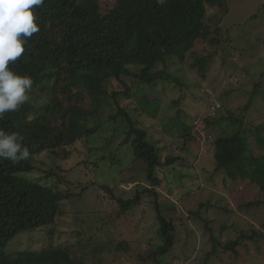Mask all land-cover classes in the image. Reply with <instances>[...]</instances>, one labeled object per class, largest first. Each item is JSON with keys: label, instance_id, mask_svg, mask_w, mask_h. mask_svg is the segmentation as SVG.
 Returning a JSON list of instances; mask_svg holds the SVG:
<instances>
[{"label": "trees", "instance_id": "obj_1", "mask_svg": "<svg viewBox=\"0 0 264 264\" xmlns=\"http://www.w3.org/2000/svg\"><path fill=\"white\" fill-rule=\"evenodd\" d=\"M221 1L113 0V7L102 13L99 0H44L43 5L36 9L40 31L28 39L24 54L9 65L13 72L32 78L33 84L27 93L29 100L19 110L5 113L0 120V129L19 134L30 151L29 159L16 164L0 160V264H86L93 260L102 264L100 253L91 252L93 247L84 240L82 244L50 243L39 249L8 250V243L29 229L50 225L47 233L49 238H53L56 219L63 214L60 204L64 199L81 196L95 185L115 198L109 179L80 183V190L73 192L58 186L51 189L25 174L35 169L40 153L47 151L65 159L69 156L67 146L94 135L106 120L116 121L118 118L117 122L124 121L129 128L125 131L123 143H129L134 159L144 161L145 176L153 187L160 183L156 173L158 166L175 165L176 162L178 166L186 164L185 159L176 154L166 155L163 161L160 159V147L146 139L145 128L134 116L140 109L130 99L142 93L146 84L157 80L175 79L180 83V79L167 71L168 63L172 59L184 63L196 40L205 41L210 37L213 44L219 40L211 37V29L213 32L219 29L223 13L217 18L214 16L217 21L214 27L205 18L207 7ZM224 42L227 43V38ZM215 54H208L200 60L199 70ZM110 77L121 85L122 90H108ZM258 84H255L244 109L258 92L261 82ZM84 91L88 100L79 97ZM221 96L224 97L223 94ZM221 106H215L213 111H216L212 115L197 114L204 121L203 130L209 137L206 136V140H211L213 145L212 173H225L230 181L227 188L230 183L246 179L262 190L261 197L238 204V209L264 205V152L259 155L249 152L251 141L248 138L253 137L254 129L263 132L264 129L253 126L242 111L229 108L227 103ZM191 124L193 120L192 123L181 122L182 131L176 136L193 139ZM163 130L172 135L176 131ZM116 161L120 164V160L115 158L111 164L115 165ZM45 175H55L59 183L71 184L59 172L49 170ZM142 192L151 194L148 202L155 210L157 231L162 242L156 244L146 257L139 254L136 257L141 262L149 260L151 264H163L160 258L170 253L175 244V223L162 212L153 188H145ZM117 201L121 213H124L140 202V193H135L130 199L119 195ZM210 206L209 202L199 203L196 211L188 210L189 218L198 224L203 222L204 230L209 231L211 246L207 250L205 264L214 261L219 251L236 253L237 247L247 245L245 241L264 237L262 231L253 228L251 232L236 228L235 238L222 241L213 234L214 220L200 214L204 208L207 212ZM220 208L225 214L229 211L227 206ZM177 219L182 222L187 216ZM232 226L235 224L231 223Z\"/></svg>", "mask_w": 264, "mask_h": 264}, {"label": "rangeland", "instance_id": "obj_2", "mask_svg": "<svg viewBox=\"0 0 264 264\" xmlns=\"http://www.w3.org/2000/svg\"><path fill=\"white\" fill-rule=\"evenodd\" d=\"M99 6L101 12L106 13L113 7V0H99ZM222 13L219 29L216 32L211 29V37L219 39L215 44L210 42L213 39L210 37L205 41L196 40L184 63L175 59L169 61L167 71L180 79V83L175 79L157 80L146 84L142 93L130 99L140 109L134 116L145 128L146 139L160 147V159L163 161L170 154L180 155L187 166L180 164L179 167L177 162L175 165L158 166L156 173L160 183L153 187L145 176L144 161L134 159L129 143H123L125 131L129 128L124 121L117 122L120 118L116 121L108 119L94 135L67 146L69 156L65 159L47 151L40 153L35 169L25 176L51 189L58 186L73 192L80 190V183L109 179L115 198L95 185L81 196L64 199L60 204L63 214L56 219L53 238H49L47 233L50 225L29 229L11 240L8 250H33L50 243L82 244L84 240L93 247L91 252L100 253L102 264H151L149 260L141 262L136 257L138 254L146 257L156 244L162 242L157 231L155 210L148 202L151 194L142 192L145 188L156 191L162 212L174 220L176 227L172 251L160 258L163 264H205L204 259L211 246L209 231L204 230L203 222L198 224L189 218L191 214L188 213L189 209L196 211L199 203L212 204L207 212L201 208L200 214L214 220L213 234L222 241L235 238L236 228L250 232L253 228L264 233L263 204L249 209L237 207L240 203L261 197L262 190L246 179L230 183L227 188L230 181L225 173H212L213 145L211 140H206V134L198 133L204 123L200 126L194 124V120L200 118L199 114L212 115L216 111H213L215 106L219 108L227 103L229 108L242 111L253 126L264 129V0H222L207 7L205 20L214 27L216 18ZM226 38L227 43L224 42ZM215 52L209 63L199 70L200 60ZM108 71L112 73V69ZM258 81L261 82L258 92L244 109L255 84L259 85ZM108 90L119 91L122 87L110 77ZM228 90L230 92L224 95ZM79 97L88 100L85 91ZM109 101L112 103L111 99ZM123 104L126 105V101ZM192 120L190 131L194 138L176 136L182 131L181 122L192 123ZM163 128L176 131L172 135ZM254 132L253 137H248L251 141L249 152L259 155L264 152V132L256 129ZM114 158L120 160V164L116 161L112 165ZM49 170L64 175L71 184L59 183L55 175L46 176ZM137 192L140 193V202L121 213L118 196L130 199ZM220 206H227V214ZM179 216H187V219L180 222ZM231 223L236 227H230ZM245 242L247 245L237 247L236 253L219 251L214 261L207 264H264V237ZM86 264L97 263L93 260Z\"/></svg>", "mask_w": 264, "mask_h": 264}, {"label": "clouds", "instance_id": "obj_3", "mask_svg": "<svg viewBox=\"0 0 264 264\" xmlns=\"http://www.w3.org/2000/svg\"><path fill=\"white\" fill-rule=\"evenodd\" d=\"M44 0H0V120L29 100L30 76L13 72L9 65L25 52L28 39L40 31L36 9ZM30 151L16 132L0 129V160L13 164L29 159Z\"/></svg>", "mask_w": 264, "mask_h": 264}, {"label": "built area", "instance_id": "obj_4", "mask_svg": "<svg viewBox=\"0 0 264 264\" xmlns=\"http://www.w3.org/2000/svg\"><path fill=\"white\" fill-rule=\"evenodd\" d=\"M204 116V115H203ZM197 123V125L196 126H200L201 124H203L204 123V121H203V119L200 117V118H198L197 120H194V124H196ZM198 133H200V135H202V136H204L205 134H206V132H205V130H203V129H199L198 130ZM206 137V136H205ZM207 137H208V135H207ZM209 138V137H208Z\"/></svg>", "mask_w": 264, "mask_h": 264}]
</instances>
